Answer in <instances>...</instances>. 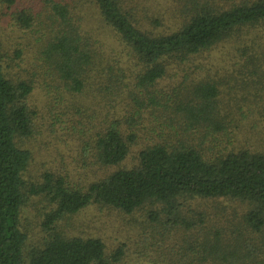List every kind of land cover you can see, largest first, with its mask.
<instances>
[{
	"label": "trees",
	"instance_id": "16d2710c",
	"mask_svg": "<svg viewBox=\"0 0 264 264\" xmlns=\"http://www.w3.org/2000/svg\"><path fill=\"white\" fill-rule=\"evenodd\" d=\"M16 1L0 0V19L11 18ZM39 2V12L24 4L12 13L37 49L30 73L19 66L20 50L6 53L0 30V264H124V245L108 251L101 239L68 237L57 224L90 206L130 216L146 205L155 210L147 212L144 246L158 249L142 257L148 263L264 264V151L234 146L246 134L238 117L251 101L237 94L220 101L210 79L211 54L227 44L240 69L264 85V0ZM174 8L177 21L148 15ZM168 74L178 80L156 89ZM40 89L47 112L62 116L60 130L75 142L81 166L88 154L91 167L114 171L86 184L55 168L38 183L28 180L30 144L54 124L48 114L39 121ZM253 101L264 107V98ZM142 114L154 120L145 142L135 126ZM136 146L135 164L120 167ZM30 197L51 205L38 245L28 244L23 226ZM187 202L211 210L184 221ZM232 204L240 212L225 211ZM181 226L190 235L177 246L170 235Z\"/></svg>",
	"mask_w": 264,
	"mask_h": 264
},
{
	"label": "rangeland",
	"instance_id": "374dc122",
	"mask_svg": "<svg viewBox=\"0 0 264 264\" xmlns=\"http://www.w3.org/2000/svg\"><path fill=\"white\" fill-rule=\"evenodd\" d=\"M24 4H29L36 9V12L45 9L39 0H17L11 7V18L0 19V30L5 29L2 37L5 41L6 53L8 55H12V53L16 50H20L21 57L19 60H17L19 61V66L23 67L27 73H30L29 64L33 65L35 62L34 60L35 56H37V49L33 46L30 39L25 38L27 32L22 33L16 28L17 26L14 22V16H12V13L20 11L21 8H25ZM5 7L6 4L2 2V8L5 9ZM161 13L165 14L164 19L162 20V22L165 23L168 22V20L177 21L180 19L178 10L175 8L170 11L162 12L148 11V15L151 17H160ZM38 14L40 16V13ZM166 25L168 27V24ZM164 26H159L158 28L165 30L166 27ZM149 28H152V26ZM29 36L31 38L33 37L32 35ZM230 49L231 47H229V45L222 44L215 50L213 54H211V61L213 62V65H216L214 69H212V72H210V79L215 81L219 89L220 101L222 99L227 100L228 95L234 96L235 94L238 96H243L242 100L244 103L245 97H248L251 101L243 104L238 117V119H241V121H243V123L247 126L246 134H243L244 137H241L243 139L242 143L238 144L234 141V146L238 147L239 145H242L251 150L264 151V107L260 108L252 104V102H254L253 100H262V98H264V85L255 77L251 79V76H249L246 71L240 69V67L237 65L240 55L238 53L231 52ZM192 77H194V75ZM177 80V76L168 74L157 84L156 89L167 91L172 87L174 81ZM34 96L38 106L39 121L42 119V117L48 114V117H53L54 124L51 123L49 127L42 126L41 133L38 134L36 136L37 138H35V140L30 144L29 148L31 149L33 161L28 171L29 175L27 178L29 181L32 179L34 181L33 183H38L40 181L39 175L41 173L48 170L49 168H55L57 172H67L71 182H84V184H86L87 182L103 177V175L116 169V167H91L90 164H88V154H85L84 156L83 161L86 162V165L85 167H82L79 162L82 159L81 153L75 148V142L70 139L68 134H64L62 133L63 131L60 130V126L63 121L62 116L60 118L56 117V109L55 111L51 112H47L46 110L47 108L44 102V96H46V92L44 94V91L41 89L35 90ZM100 96L104 97V94L101 93ZM118 96L120 98V95ZM253 96L256 97L254 98ZM124 97L122 99L125 101ZM92 99H94V97H89L87 100ZM116 100L118 99L113 101ZM82 102L84 105L87 103L85 100ZM122 114L120 119L123 123L124 115ZM145 115L146 114H142L141 121L139 122L140 124L138 121L137 124L135 122L137 130H139V135H141L142 139L144 140L143 142L151 138L152 135L150 134H153L152 131H154L153 128H149V119L151 121L154 120L150 117H145ZM253 122L257 125V127L255 125V128L257 129L254 131L251 129ZM255 132H262V134H257L256 136ZM139 149L140 148L138 146L133 147L129 157L123 162V164H121L120 167L125 168L135 164L134 156ZM224 208L225 211L232 209V212H240V209L236 204H232L231 206ZM49 209H51V205L45 197H30L28 199V203L22 213L23 226L27 230L28 244H39L38 241L43 236V231L40 227V224L42 222L43 215L48 212ZM150 210H155V208H151L150 206L146 205L143 209L128 216L116 210L90 206L75 216L61 220L57 224V227L58 230L64 232V234H66L68 237L82 236L99 238L105 243L108 251H112L118 245H124L126 252V261L124 264H151L147 262L148 260L142 258L145 254H153L152 250H158L154 249V247H151L150 249L147 245L146 247L148 249H145L143 242L144 233L147 232V236H149L148 231H146L147 229L144 228H148L150 225L147 218V212ZM206 210L211 209L203 206H197L194 203L192 205V203L187 202L186 206H184V208L181 210L182 219L184 221L190 222L192 218L195 217V215L197 217L198 212L201 213L205 212ZM220 212H223V208L220 209ZM176 230L180 231H172L170 236L173 240H176V242L173 243L177 246H180L184 240L186 241L188 239L190 233L189 230L185 229L184 226H181L180 229ZM193 234H195V232Z\"/></svg>",
	"mask_w": 264,
	"mask_h": 264
}]
</instances>
